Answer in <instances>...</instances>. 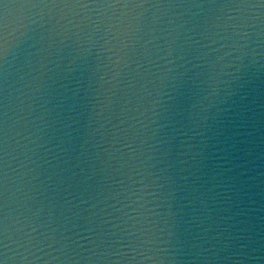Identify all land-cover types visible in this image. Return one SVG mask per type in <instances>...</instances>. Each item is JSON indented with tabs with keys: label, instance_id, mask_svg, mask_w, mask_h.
I'll list each match as a JSON object with an SVG mask.
<instances>
[{
	"label": "clouds",
	"instance_id": "1",
	"mask_svg": "<svg viewBox=\"0 0 264 264\" xmlns=\"http://www.w3.org/2000/svg\"><path fill=\"white\" fill-rule=\"evenodd\" d=\"M166 9H196L194 16L208 11L198 20H184L181 12L163 23L156 11L149 13ZM137 43L143 51L132 60L129 52ZM22 47L29 51L28 70L18 77L22 86L11 88L9 68ZM101 56L96 103L76 152L71 141L77 78L90 57ZM262 70L264 0L134 7L0 0V264L256 259V190L264 172L250 85ZM122 72L129 75L118 98L123 119L111 124L104 113L112 107ZM33 99L39 100L35 114ZM10 103L18 105L11 115ZM105 124L112 133L101 146ZM96 133L100 138L89 155L86 145ZM97 167L101 191L87 199L69 192L61 205L70 209L75 199L72 218L81 210L87 215L80 223L65 217L57 224V205L45 195V180L55 189L78 169L77 183L86 187Z\"/></svg>",
	"mask_w": 264,
	"mask_h": 264
},
{
	"label": "water",
	"instance_id": "2",
	"mask_svg": "<svg viewBox=\"0 0 264 264\" xmlns=\"http://www.w3.org/2000/svg\"><path fill=\"white\" fill-rule=\"evenodd\" d=\"M188 2H197V3H229L230 0H188ZM232 3L237 2V0H231ZM179 3V0H177ZM156 11L157 17L161 20V22H166L168 19H177V14L183 12L182 19L184 20H198L201 16L207 13V9L201 10L197 16H194V13H197L196 9H166V10H149ZM214 12L216 10H213ZM149 13H145V21L146 26H150L151 21L148 19ZM143 31V29H142ZM145 37H140V42L142 43ZM143 49L140 47V43H137L136 47L129 52V58L135 60L139 58ZM29 58V51L26 47H22L17 50L14 60L11 63L9 68V77L8 83L11 88H19L22 86L23 82L18 79L19 75L23 72H26L27 69V61ZM104 58L98 57L93 58L90 57L88 61L81 67L80 75L77 78V87L78 92L76 95V113L78 114L76 117V123L73 125L75 131L73 133L74 139L71 141L74 151H79V145L81 141L85 138L88 131V117L90 109L95 105L97 93L96 90L99 88V85L94 81L100 75V72L97 71V67L104 64ZM129 75L122 72L121 73V86L117 89L115 93V97L113 98L112 107L104 113L106 117L111 121V124H116L118 120L123 119L119 115V101L118 98L121 95V89H123V85L127 82ZM107 87V86H105ZM251 88L255 90L256 100H257V111H258V137L257 143L258 148L261 153V159L259 161L261 171L264 172V70L260 72L257 79L250 85ZM180 98L178 97V103ZM39 100L33 99L31 101V105L33 108V114L38 109ZM18 105L16 103H10V115L12 112L16 110ZM112 128L109 124H105L103 129V141H101V146H105V142L111 138ZM119 136V133H117ZM100 138V133H96L94 137L90 138L89 145H86L87 151L89 155H92L93 148L92 145H95L97 140ZM55 143V140L52 141ZM99 150V149H97ZM74 154V153H69ZM83 159V158H81ZM73 163L76 161L73 160ZM14 166V164H13ZM61 167H64L63 165ZM81 167L84 169V172H88V165L86 163H82ZM51 171L48 170L47 175L51 177ZM95 175L90 176L86 181V187L77 183L79 180L81 173L78 169H72V172L76 173V176L71 180H66L65 185H56L55 189L51 188L48 181L45 180L44 188L47 189L45 192L46 196L57 205L53 211L56 213L53 217L57 224H61L64 222L65 217L72 219L73 223L82 222L83 218L87 215V213L82 210L79 213L78 218H72V212L77 211L75 205H77L78 201L73 199L72 205L73 207L65 208L61 207L64 204V201L68 198V193L71 192L73 194H79V198L87 199L90 196H96L98 192L101 191V173L99 172V168L97 167L95 170ZM42 174L45 173V169H41ZM69 175L68 172H65V176ZM43 179V175L41 177ZM257 193V201H258V217H259V235H260V244L258 247V251L256 253V259L248 262V264H264V175L261 176V181ZM98 198V197H97ZM38 201L42 200V197H37ZM85 206H81V209ZM99 207V206H98Z\"/></svg>",
	"mask_w": 264,
	"mask_h": 264
},
{
	"label": "snow or ice",
	"instance_id": "3",
	"mask_svg": "<svg viewBox=\"0 0 264 264\" xmlns=\"http://www.w3.org/2000/svg\"><path fill=\"white\" fill-rule=\"evenodd\" d=\"M52 3L56 4H66V5H107L110 7H134L144 4H174L177 0H50ZM188 0H179V3H187ZM239 2V0H237ZM229 3H232L231 0ZM3 98L2 93H0V224L3 222Z\"/></svg>",
	"mask_w": 264,
	"mask_h": 264
}]
</instances>
